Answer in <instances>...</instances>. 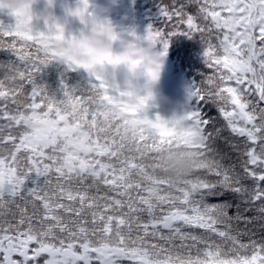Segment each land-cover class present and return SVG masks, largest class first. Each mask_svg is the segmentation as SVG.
<instances>
[{
  "label": "snow or ice",
  "instance_id": "6c2138e0",
  "mask_svg": "<svg viewBox=\"0 0 264 264\" xmlns=\"http://www.w3.org/2000/svg\"><path fill=\"white\" fill-rule=\"evenodd\" d=\"M5 8L16 23L0 21V51L14 57L0 62V264H217L225 253L220 264H264V0L161 9L169 35L199 34L210 70L192 93L201 107L172 123L64 58L76 38L34 32L29 5ZM57 59L94 81L62 80L57 100L38 83ZM163 128L190 137L197 155L154 150Z\"/></svg>",
  "mask_w": 264,
  "mask_h": 264
},
{
  "label": "rangeland",
  "instance_id": "374dc122",
  "mask_svg": "<svg viewBox=\"0 0 264 264\" xmlns=\"http://www.w3.org/2000/svg\"><path fill=\"white\" fill-rule=\"evenodd\" d=\"M12 2L29 5L34 32L49 34L63 29L65 37L71 39L90 36L94 33V29L105 31L117 29L123 25L122 20L116 19V16L111 14L110 9L94 0H87V3L85 0H12ZM5 10L11 11L7 8ZM78 10H83V18L76 14ZM15 23L16 18L14 16L13 22H11L12 27ZM122 45H119L112 52L114 54H128L140 61L135 70V79L143 86L144 92L141 98L146 99L147 102V107L142 115L151 120L159 117L169 123L177 120L172 106L174 102L175 105L181 104V92L172 89L171 94L163 93L162 87L170 86V82L163 79L166 77L165 67L163 68L158 60L152 61L151 56L145 54V51L144 54L138 56L140 53L138 52L137 41L133 40L128 43L126 40ZM84 70L91 77V81H94V77L86 69ZM155 77L159 80L162 79V81L153 82ZM111 82L124 90L125 77L122 74H118ZM149 89L155 90L157 93L155 98L147 99Z\"/></svg>",
  "mask_w": 264,
  "mask_h": 264
},
{
  "label": "trees",
  "instance_id": "16d2710c",
  "mask_svg": "<svg viewBox=\"0 0 264 264\" xmlns=\"http://www.w3.org/2000/svg\"><path fill=\"white\" fill-rule=\"evenodd\" d=\"M156 1L160 10L164 5L171 2V0ZM154 29L158 33H161L160 37L169 43L171 50L170 56L175 62L177 61L179 63L176 68L186 71V76L192 82L194 90L201 87L209 75L210 70L206 64V45L201 40L199 34L192 36L185 34L169 35L168 20L162 13L160 18L156 20ZM8 39H11V37ZM12 59L14 57L11 52L7 50L0 51V62H8ZM62 80L71 88H80L92 82L91 77L83 68L69 69L68 65L62 59H57L43 69V72L38 78V83L46 85L50 95L55 96L57 100H62L65 98L61 83ZM201 104L202 101H198L194 96L192 100L194 110H198ZM125 123H128V121H125ZM160 137L161 139L153 146L154 150L159 151L181 147L194 150L197 147L190 137L177 134L167 128L161 130ZM184 155L194 158L197 154L195 151H191L185 152ZM164 164L168 165L169 161L165 159Z\"/></svg>",
  "mask_w": 264,
  "mask_h": 264
},
{
  "label": "clouds",
  "instance_id": "9594fccd",
  "mask_svg": "<svg viewBox=\"0 0 264 264\" xmlns=\"http://www.w3.org/2000/svg\"><path fill=\"white\" fill-rule=\"evenodd\" d=\"M64 58L71 59L74 62L90 64L107 81H112L118 74L125 77L124 91L130 94L132 101L141 98L144 92L143 86L135 79V70L140 61L128 54H114L111 51V40L107 33L98 30L90 36L76 38L74 42L66 43L62 46ZM157 93L154 89H149L147 99H153ZM128 134L133 135L137 125L128 123L125 125ZM174 151L187 152L188 149L172 148ZM168 174L175 177L176 171L169 169ZM227 258V254H221L216 257L217 264ZM186 264H204L209 258L200 256L183 257Z\"/></svg>",
  "mask_w": 264,
  "mask_h": 264
}]
</instances>
